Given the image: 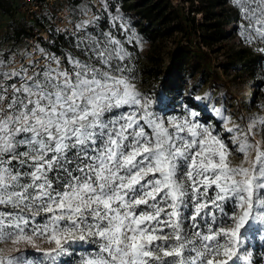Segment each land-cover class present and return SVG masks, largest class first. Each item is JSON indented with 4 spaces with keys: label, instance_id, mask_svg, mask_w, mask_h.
I'll use <instances>...</instances> for the list:
<instances>
[{
    "label": "snow or ice",
    "instance_id": "6c2138e0",
    "mask_svg": "<svg viewBox=\"0 0 264 264\" xmlns=\"http://www.w3.org/2000/svg\"><path fill=\"white\" fill-rule=\"evenodd\" d=\"M231 2L242 41L264 44V0ZM122 20L78 24L81 56L0 60V264H264L244 245L264 226V117L227 127L213 107L221 129L195 105L156 112L111 30L138 43Z\"/></svg>",
    "mask_w": 264,
    "mask_h": 264
},
{
    "label": "rangeland",
    "instance_id": "374dc122",
    "mask_svg": "<svg viewBox=\"0 0 264 264\" xmlns=\"http://www.w3.org/2000/svg\"><path fill=\"white\" fill-rule=\"evenodd\" d=\"M12 0H0V59L7 57L9 53L19 52L23 53L24 42L16 39L13 32V24L11 22V15L8 11V5ZM107 2L100 13H98V20L93 27H91L93 34L98 29L108 31L111 26V16L119 14L123 17L119 23H125L128 28V33L133 34L137 39L132 43H127L124 39L122 30L111 29L116 34L118 39L124 41L126 48L131 53L129 67L132 69L135 76V84L137 88L146 96L153 100V109L164 116H179L189 107L195 105L194 110L202 113L203 120L208 124H212L219 128L225 127L224 123L212 111L213 107L224 110L225 115L231 118V123L227 127L233 125H240L246 128L249 118L253 116L264 117V53L257 50L259 47H264V44H245L238 32V25L240 18L238 12L231 0L226 1V7L229 11L235 13L236 20L231 25L224 26L225 36L219 41L213 42L210 46H199V49L206 52L209 60L207 65H204L205 72L200 74L197 72L194 76H188L183 79L180 89L176 92L163 91L156 77L153 76V69L164 70L169 62V53L174 49L175 43L178 41L180 45H186L184 39H179V34H174L168 38H156L143 31L136 23L137 18L133 17L131 13L122 12L119 4L114 0H103ZM172 5L181 8L186 14L191 7L188 0H171ZM196 4V3H194ZM76 12L89 8V2H83L79 5H72ZM193 14V13H191ZM195 21L201 22L202 16L199 13H194ZM76 42L68 43L61 47L64 55L72 54L81 56L80 50L75 47ZM198 40L194 48H197ZM246 49L250 57L257 59L258 65L255 68L254 76H247L242 72L235 63L234 51L238 49ZM5 53H7L6 56ZM83 58V57H81ZM152 70V71H151ZM218 83V85H217ZM211 97L210 100L196 101V96L204 97L205 95ZM224 135H229L224 133ZM255 141L264 140V132H258L254 137ZM231 162L234 166L241 164L243 157L241 155L233 154ZM264 226L259 224H252L248 226V231L245 233L247 239L244 240V245L248 250L252 251L254 258L260 259V253L264 252ZM243 231V230H242ZM37 245L42 248L50 247L43 241H36ZM4 247H11V245H4ZM22 249L28 247L26 245L20 246ZM89 249L88 245L83 246ZM30 252H33L29 248ZM257 251V256H255ZM35 258H40L38 253H34ZM78 257H72L71 260H76ZM66 260L69 258H65Z\"/></svg>",
    "mask_w": 264,
    "mask_h": 264
},
{
    "label": "trees",
    "instance_id": "16d2710c",
    "mask_svg": "<svg viewBox=\"0 0 264 264\" xmlns=\"http://www.w3.org/2000/svg\"><path fill=\"white\" fill-rule=\"evenodd\" d=\"M188 1L191 7L184 14L181 8L172 5L171 0H114L122 12L131 13L136 17V24L155 39L179 34V39L186 41V45H180L178 41L175 43L164 70L153 69L152 74L157 78L159 87L166 92L178 91L186 75L194 76L197 72L204 74V65H207L209 58L199 46L201 44L210 46L213 42L219 41L225 36L224 26H229L236 20L235 13L229 11L225 0ZM194 13L201 14V22L195 21ZM13 32L16 39L26 34L20 27L13 28ZM197 40L199 44L194 48ZM68 43H72V40L58 37L52 48H61ZM6 55L7 53L4 56ZM234 55L236 60L233 64L236 68L240 66L241 71L247 76H254L258 65L257 59L250 57L244 48L234 51ZM255 259L259 260L257 257Z\"/></svg>",
    "mask_w": 264,
    "mask_h": 264
},
{
    "label": "built area",
    "instance_id": "2783aa9c",
    "mask_svg": "<svg viewBox=\"0 0 264 264\" xmlns=\"http://www.w3.org/2000/svg\"><path fill=\"white\" fill-rule=\"evenodd\" d=\"M89 2L90 7L76 12L72 5ZM107 6L103 0H12L9 4V14L13 28H22L25 36L19 40L24 42L23 53L12 52L7 57L0 59L10 61L12 67H18L21 62L29 63L30 60L41 59L39 49L64 57L61 48L53 49L55 39L63 37L77 42L78 31L76 26L85 21H92L88 30L97 22L98 13ZM30 54V55H29ZM11 70V69H8Z\"/></svg>",
    "mask_w": 264,
    "mask_h": 264
}]
</instances>
